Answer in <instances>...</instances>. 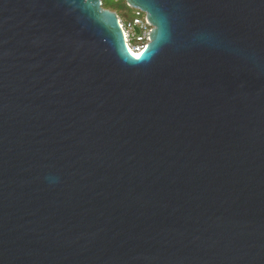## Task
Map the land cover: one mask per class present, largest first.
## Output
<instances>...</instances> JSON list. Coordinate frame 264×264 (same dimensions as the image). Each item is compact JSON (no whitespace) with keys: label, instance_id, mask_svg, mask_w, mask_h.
Masks as SVG:
<instances>
[{"label":"water","instance_id":"water-1","mask_svg":"<svg viewBox=\"0 0 264 264\" xmlns=\"http://www.w3.org/2000/svg\"><path fill=\"white\" fill-rule=\"evenodd\" d=\"M0 0V264H264V0Z\"/></svg>","mask_w":264,"mask_h":264},{"label":"built area","instance_id":"built-area-1","mask_svg":"<svg viewBox=\"0 0 264 264\" xmlns=\"http://www.w3.org/2000/svg\"><path fill=\"white\" fill-rule=\"evenodd\" d=\"M136 10L137 16L127 25L123 24L122 20H120L128 45H131L130 41L133 39L137 41L136 45H131L134 52L142 51L145 48L150 40L149 32L152 29L151 24L147 21L146 14L139 9Z\"/></svg>","mask_w":264,"mask_h":264},{"label":"trees","instance_id":"trees-1","mask_svg":"<svg viewBox=\"0 0 264 264\" xmlns=\"http://www.w3.org/2000/svg\"><path fill=\"white\" fill-rule=\"evenodd\" d=\"M103 5L105 6L104 8L117 12L122 23L125 25L137 16V10L131 8L128 5L127 0H104ZM132 43L136 45L137 41L133 39Z\"/></svg>","mask_w":264,"mask_h":264},{"label":"bare ground","instance_id":"bare-ground-1","mask_svg":"<svg viewBox=\"0 0 264 264\" xmlns=\"http://www.w3.org/2000/svg\"><path fill=\"white\" fill-rule=\"evenodd\" d=\"M129 48H130V50H131V52L134 54V55H140V53H141V51H138V52H134V50H133V48H132V46L129 44Z\"/></svg>","mask_w":264,"mask_h":264},{"label":"rangeland","instance_id":"rangeland-1","mask_svg":"<svg viewBox=\"0 0 264 264\" xmlns=\"http://www.w3.org/2000/svg\"><path fill=\"white\" fill-rule=\"evenodd\" d=\"M105 7V6H104ZM121 20V19H120ZM131 42V45H134L133 43H132V41H130Z\"/></svg>","mask_w":264,"mask_h":264}]
</instances>
